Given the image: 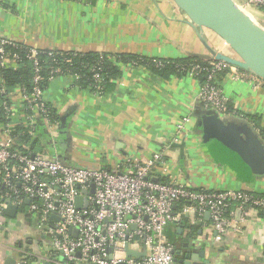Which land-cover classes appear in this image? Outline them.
<instances>
[{
  "label": "crops",
  "instance_id": "crops-1",
  "mask_svg": "<svg viewBox=\"0 0 264 264\" xmlns=\"http://www.w3.org/2000/svg\"><path fill=\"white\" fill-rule=\"evenodd\" d=\"M204 36L219 50H228L210 30L205 29ZM0 38L42 50L126 53L155 59L208 54L197 29L173 0H0ZM219 83L231 115L223 119L225 128L205 138L199 121L212 112L203 105L200 82L191 74L165 79L138 65L123 66L122 77L107 95L81 89L72 76L60 75L51 79L44 93L59 117L57 128L48 131L45 119L36 115L37 147L21 142L18 148L57 155L80 168L119 171H128L129 162L143 163L162 153L163 162L152 173L157 181L264 196V141L260 137L264 79L233 67ZM24 96L22 86L8 91L16 123L26 120ZM186 116L191 121L180 131L176 125ZM249 117H257L258 125ZM242 124L255 132L259 146L245 137L239 129ZM4 137L0 126V141ZM188 204L175 206L178 222L169 223L165 230L169 242L181 251L174 259L189 255L206 264H264L263 212L231 203L227 213L231 228L223 241L216 242L210 214L199 220L196 213L186 210ZM17 214L15 218L5 214L0 264H16L20 257L11 252L15 245L5 243L12 227L16 230L25 223ZM26 239L28 245H36L33 250L40 251L42 239L34 244L27 232ZM16 245L23 246L20 240ZM201 249L204 258L199 255Z\"/></svg>",
  "mask_w": 264,
  "mask_h": 264
},
{
  "label": "built area",
  "instance_id": "built-area-1",
  "mask_svg": "<svg viewBox=\"0 0 264 264\" xmlns=\"http://www.w3.org/2000/svg\"><path fill=\"white\" fill-rule=\"evenodd\" d=\"M234 1L246 13H250L248 9L264 10V0ZM11 43L14 42L0 38L2 67L16 64L17 56L10 59L4 48ZM38 52L30 47L29 57L35 59L36 71H39ZM209 65L208 81L200 84L202 103L221 115H231L228 98L213 77L235 66L218 60L209 61ZM200 68L196 65L193 70ZM40 79L37 73L34 81ZM5 91V87H0V94ZM44 93L36 85L31 94L24 96L25 124L34 133L36 115L45 119L48 131L58 126ZM2 105L8 122L0 124L5 135L0 141V186L3 188L0 190V231L6 226L5 210L10 200L18 207L19 219L37 230V241L43 240L40 251L17 245L10 247L11 252L20 253L16 264H174L175 248L165 230L169 223L178 221L175 206L179 202L187 201L186 210L196 213L199 220L210 214L216 242L223 241L231 228L232 222L226 213L231 203L264 213V196L252 192L195 189L153 179L156 165L163 162L162 153L154 154L143 163L129 162L128 171H119L80 168L40 153L13 149L11 132L16 124V111L9 97ZM190 121L191 117H183L177 129L185 130ZM92 186L93 192H90ZM80 197L84 200L78 205L76 200ZM128 250L139 256L129 254Z\"/></svg>",
  "mask_w": 264,
  "mask_h": 264
},
{
  "label": "trees",
  "instance_id": "trees-1",
  "mask_svg": "<svg viewBox=\"0 0 264 264\" xmlns=\"http://www.w3.org/2000/svg\"><path fill=\"white\" fill-rule=\"evenodd\" d=\"M4 48L10 59H14L15 56H17V59L14 65L5 67L0 65V87L3 86L6 90L5 93L0 94V124L8 122L2 104L8 99V91L17 86H22L25 94L29 95L36 85L46 91L52 78L60 75H70L79 88L107 95L114 89L116 81L122 77L123 66L135 64L165 79L171 76H184L192 72V75L202 85L208 81L209 71L207 69L210 67L209 61L196 56L178 59H155L126 53L108 54L95 51L38 49L36 59L39 61V71H36L35 59L29 57L30 46L14 42L4 45ZM196 65H200L201 68L193 70ZM226 71L227 69H224L215 73L213 80L219 82ZM37 73L41 75V79L35 82L34 76ZM96 74L99 75L98 78ZM47 105L50 106L48 103ZM51 110L52 119L58 122L57 113L52 108ZM28 112L30 113V110ZM249 121H253L258 125L259 119L249 117ZM34 137L35 133L31 127L25 123H16L11 132L12 148L20 150L18 144L22 142L31 143V148L35 149L38 141ZM260 137L264 141V129L262 128H260ZM22 151L25 152V150ZM2 189V186H0V190ZM185 202L187 201L183 200L179 203ZM226 213H228V209Z\"/></svg>",
  "mask_w": 264,
  "mask_h": 264
},
{
  "label": "water",
  "instance_id": "water-1",
  "mask_svg": "<svg viewBox=\"0 0 264 264\" xmlns=\"http://www.w3.org/2000/svg\"><path fill=\"white\" fill-rule=\"evenodd\" d=\"M173 2L187 15L208 50L207 55L192 54V56L207 60L224 61L264 79V27L255 22L234 0H173ZM205 29L210 30L225 43L228 50L221 51L216 46L211 45L204 36ZM208 111L212 112V114L204 115L199 121V126H203L205 138L212 134L213 131L225 128L226 125L223 119L224 117H230V115L221 116L213 109H208ZM239 129L246 133L245 137H250L252 142L258 146L260 145L258 136L249 125L242 124ZM262 150L264 153L263 147ZM53 158L57 159V155ZM90 192H93V186ZM82 200L84 199L81 197L77 198V204L80 205ZM7 202L8 206L5 214L15 218L18 207L12 205L10 200ZM26 202H29V199ZM128 253L139 256V254L130 250H128ZM176 253L180 254L181 251L174 249V255ZM199 255L204 258L205 250L201 249ZM175 262L181 264H206L205 262L193 261L189 255H186L185 259L178 260L176 258L174 259Z\"/></svg>",
  "mask_w": 264,
  "mask_h": 264
},
{
  "label": "rangeland",
  "instance_id": "rangeland-1",
  "mask_svg": "<svg viewBox=\"0 0 264 264\" xmlns=\"http://www.w3.org/2000/svg\"><path fill=\"white\" fill-rule=\"evenodd\" d=\"M247 11L250 12L248 14L251 16L253 20H255V22H257L258 24L264 27V10L257 8V9H252V10L248 9ZM26 232L32 235L34 244L38 243L37 238H36L37 230L33 226H28L26 223H24L20 227H17L16 230H14V227H12L11 233H8L5 243L12 246V245H16L18 241L20 240L25 248L29 246L30 250L34 249V246L36 247V245L27 244L28 240L26 239Z\"/></svg>",
  "mask_w": 264,
  "mask_h": 264
}]
</instances>
